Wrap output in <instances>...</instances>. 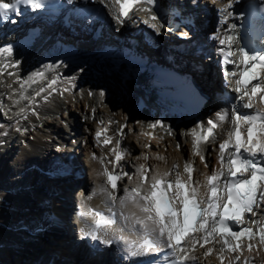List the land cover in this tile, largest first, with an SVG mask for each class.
<instances>
[{"label":"snow or ice","instance_id":"obj_1","mask_svg":"<svg viewBox=\"0 0 264 264\" xmlns=\"http://www.w3.org/2000/svg\"><path fill=\"white\" fill-rule=\"evenodd\" d=\"M99 3L108 6L106 0H99ZM111 3L114 6L118 5L115 11L110 9L113 19L122 24L135 10L134 6L143 3L155 6L158 0H111ZM236 3H239V0H228L225 7L218 10L221 13L220 24L227 23V17L232 15L227 9H231ZM21 6H28L33 10L41 9L45 6V0L7 2L0 0V19L9 20L13 14H19ZM147 10L151 11V8ZM157 19L156 15L151 17L152 21ZM150 26L157 33L160 32V27L156 23ZM235 27V24L229 25L232 30ZM183 35L187 36L188 33ZM211 38L217 40L221 46L227 45V51L221 48L224 76L226 82H232L229 78L234 79L238 106L217 111L215 119L208 120L207 125H197L191 134L194 155L205 161L206 156L203 153L207 149L204 145L215 142L216 129L229 126L225 129L226 138L218 144V161L221 168L206 175L202 182L195 178L196 169L190 161H185L183 166L186 178L180 172L179 164H173L171 169L164 172L156 171L151 176H149L152 172L151 167L140 164L136 169L135 186L123 188V195L118 196L116 194L118 181L126 176L131 180L132 176L123 171L120 161L125 159L127 153L121 147V141L116 140L115 146L111 149L115 159L108 161V164H112L111 170L105 163L106 157L92 154V159L102 165V171L98 172V175L103 176L105 181L94 189L87 199L91 200L97 194L102 195L108 214L92 209L87 213H81L93 217L91 227L88 230L84 228L80 230L82 237L110 245L113 240L108 238V230L113 226H119L120 232L127 230L143 241L142 243L139 240L130 241L121 236L119 239L124 245L122 251L127 256L134 257L145 250L165 248L172 257L171 264H199V257L195 255L198 247L205 249L204 257L212 255L215 250L221 264H224L225 253L243 251L241 243L243 239L249 241L247 245L249 251L254 247L251 243L253 240H257L259 245H264V51L250 52L243 47H238L236 52L231 51L232 45L238 44L234 35L221 38L214 34ZM4 52L11 53L12 47L0 49V54ZM237 54L239 60L235 59ZM228 65H232L231 70L228 69ZM37 78L44 79V73L37 72L31 78V83L38 82ZM25 83H21V90L24 89ZM56 83L55 79L51 80L48 88L55 90L53 86ZM42 91L43 88L37 91L36 95H40ZM89 95L93 93L89 92ZM104 95L101 90L99 96L103 98ZM21 99L27 97L22 95ZM254 100L260 107L254 106ZM241 109L253 111L242 112ZM157 125L163 126L161 121H156L151 126L155 128ZM123 127L126 126L118 130L121 137ZM107 131V128H102L95 132L98 144L108 146L113 142V137L106 135ZM147 158L145 156V159ZM205 167L209 165L205 163ZM117 204L120 209L131 205L139 210L140 215L136 213L125 215L123 211L117 214L113 210ZM245 219L255 227L243 226ZM206 245L212 246L205 247ZM216 245H219V248H215ZM240 259L239 254L234 256L237 264ZM229 264H232L231 260ZM244 264H248V261L245 260Z\"/></svg>","mask_w":264,"mask_h":264},{"label":"bare ground","instance_id":"obj_2","mask_svg":"<svg viewBox=\"0 0 264 264\" xmlns=\"http://www.w3.org/2000/svg\"><path fill=\"white\" fill-rule=\"evenodd\" d=\"M109 3V1H106ZM228 3V0H221V3L216 6V8L213 11V17L214 18H220L221 13L218 11L221 8H224L225 5ZM138 22V17H137V11H133L130 13V16L128 19L125 20L124 23H122V27H124V30H135L140 32V29L137 28ZM113 19L111 18L109 20V24L107 25L106 29H108L110 32H112L113 36H118L122 30L120 27H113ZM121 24V23H120ZM211 25H209L208 30H206V34L204 36V40L206 42H209L210 39V33L211 29L214 28L213 25V20L210 22ZM114 28V30H112ZM150 35L151 36H158L155 34L154 31L150 30ZM159 39V38H155ZM125 54V53H124ZM159 54H163L162 50H159ZM110 59L102 62V68L105 67L108 70L111 71L109 74L106 75L105 70L101 69H94V67L91 68L89 72H86L85 75H77L75 77L69 76V74H74L75 71L72 70L71 72H68L65 76H68L65 81L67 83L63 86L68 89V91H65L63 96H59L57 93L51 94L47 97L45 101L39 100L38 104L35 106L36 113L39 116L42 115H48L50 113L58 112L59 116L60 113H63V111H60L63 107H66L67 111L69 112L70 115H72L71 121H68L70 124V127L74 128L75 130V137H79V134H85L86 135L90 132H94L96 129H99L98 127V122L103 121L106 123L107 127L110 129L109 131H114V129L117 132L116 140L121 141V147H127L128 151L133 150L136 153L135 156L132 155L129 156L128 154L125 156V159L120 161V164L123 165L125 168L131 169V171L134 174V177L136 178V169L140 164H144L148 167H151L152 172L149 173V176H151L153 173L156 171L159 172H164L172 168L173 164H179L180 169L182 166L183 161H190L194 164V167L196 171L194 172V176L196 179L200 180L203 182V174L205 172V167L202 165L200 162L199 156L194 155V149H193V140H192V134L191 131L192 129L196 128L197 122H187V123H193L188 124V125H183L181 127H176L171 124V122H165L168 124V133H159L158 130V136L155 138L154 136L151 137L152 141L155 143L154 144V149L153 151L149 150H144V146L148 141V136L146 137L144 132H146V128H149L150 125H143L141 126L138 122H136L138 119H126L124 120V116L127 115V107L129 101L132 100L136 95L133 92V87L130 86V83L128 84L124 89L127 90V97L124 99L125 104H120L119 101H113L106 99L105 95L103 98L99 96V92L101 91V87L106 85L110 87L109 94L112 92H115L116 89L118 90V87L116 86L119 83L120 78L123 77L124 69L123 66H117L116 69L110 66L111 63H109ZM54 59L52 60V62ZM176 62V61H175ZM73 63V62H72ZM187 65H192L191 69L196 77L197 80L201 81L202 85L206 89L207 92L217 90L220 87V81L221 78L217 73L212 74L210 76H202L201 71H199L198 65L197 64H190L186 62ZM83 63H78L74 64V67H82ZM88 65H92L93 63H88ZM20 63L18 65V68L20 69L21 67ZM65 68H68L66 66ZM119 68V69H118ZM17 69V68H16ZM34 69L32 68H27L24 70L23 75H29L31 70ZM90 69V66H89ZM196 71H195V70ZM136 70H132V72H135ZM104 73V74H103ZM57 74V73H56ZM16 76V73L14 74ZM51 76H56L54 74H51ZM78 77V82H75V78ZM82 77H85L84 79L81 80ZM12 77H4V82L5 81L8 83L10 80V85L8 86L7 89L3 90L0 87V105L1 107L7 106L10 101L11 102V110L7 111L9 112L7 115L8 118L3 117L2 115L0 116V122L1 120L8 122V124L5 126L6 128L9 126L11 123L12 126H25V128L22 127L23 132L21 133L20 131H14L9 128V132L5 131V129H1V134H0V140H4V144H0V150H4L7 143L9 142V139L12 138L13 136L17 137L18 140L24 139V142L28 144L30 147L29 150L27 148L19 149L20 151H16L17 148H14V158H12L10 163H12V166L9 167L7 165V168L5 167V172H4V167L2 168L3 165V160L7 159V151L0 153V221H4L8 219V221L5 224H8V222L14 223L16 221V218L18 217V209L22 208L24 205V199L25 195L27 194L26 191H15L16 188H13L14 186L20 185V182H17L16 184H13L15 182V179L12 178V174H15L16 178L22 180L24 179L25 176L20 175L19 172L20 170L17 168V163H21L24 159H32L30 161H39V158H43L45 155H56L52 150V145L43 140L40 136V132L37 129V124L30 125L32 121L34 120V115L26 112V109L30 107H34L31 103H27V99H21L18 100L19 103H16L14 100V97L19 94L21 88L18 86V80L15 79L11 81ZM91 79H94L91 81ZM37 80L40 81L38 78ZM63 78L58 77L57 78V83L53 86H57L60 83H62ZM69 80H71L73 83L70 85ZM64 81V82H65ZM43 83V82H42ZM39 83H34L33 85H29L26 83L23 91L27 92L26 94L28 95L29 93L35 92L38 87L42 84ZM45 88H48L47 83L43 84ZM80 88H79V87ZM79 88L76 90V88ZM3 90V93H2ZM138 90V89H137ZM120 91V90H119ZM136 91V90H135ZM92 92L93 95L88 96L87 93ZM137 92V91H136ZM44 92H41L40 95H43ZM115 94H118L115 92ZM7 95V97L5 96ZM40 95H35L32 99H38L37 96ZM120 95V94H119ZM109 100V101H107ZM106 101V104L104 105L103 102ZM5 104V105H4ZM76 107L78 111L81 113V115L84 118V124L82 125V130L81 132H78L76 128L78 127V124L80 123L79 120L77 119V116L73 114V108ZM99 108V109H98ZM93 109H95L96 115H94V118H92L93 114ZM23 110V111H21ZM60 111V112H59ZM77 111V112H78ZM131 115L135 114L131 112ZM147 113V112H146ZM22 114H25V119L21 120L20 116ZM50 115V114H49ZM63 115V114H62ZM140 115H144L140 114ZM75 116V117H73ZM203 116V115H202ZM4 118V119H3ZM76 118V122L75 119ZM32 120V121H31ZM82 120V119H81ZM49 121V120H48ZM47 119H44L41 123L48 125ZM111 121V124L109 122ZM201 121V120H200ZM72 122V123H71ZM187 123H182V124H187ZM81 126V123H80ZM123 127V136L121 137L118 135V130ZM54 127V126H53ZM146 127V128H145ZM229 126L225 125L224 129H216V137H215V142L211 144L204 145V147L207 149L205 153H203L206 156V161L209 159H213L215 155H213V151L216 149L217 145L219 142L223 139L226 138V131ZM56 128V129H55ZM54 128V133L59 136L60 135V129L55 127ZM150 128L153 129L151 126ZM78 129V128H77ZM21 130V129H20ZM156 130V129H155ZM76 131L78 133H76ZM150 131V130H149ZM152 131V130H151ZM6 133V136L3 137L2 135ZM180 132V133H179ZM150 133V132H149ZM179 134H181V138H179ZM85 135V136H86ZM153 135V134H152ZM32 138L30 139L29 138ZM88 136V135H87ZM22 137V138H21ZM84 139V136H83ZM158 139V140H157ZM61 140L64 141L65 137H61ZM87 144L83 148V161L85 162V165H88V179L86 178L84 182H86V188L89 189L93 188L96 189L100 184H102L101 177L98 175L99 172V164L97 161H94L92 159V154L96 153L97 155H101L105 152V148L97 145L96 142H93L90 140V138L87 139ZM75 141V140H74ZM129 142V143H128ZM133 142L137 144H141V148L137 149L133 146ZM52 143L55 144V147H61L60 142L59 144L57 143V140L53 139L52 137ZM134 143V144H135ZM174 143H177L179 147H175ZM218 143V144H217ZM13 144V143H12ZM11 146L13 147V145ZM15 144V143H14ZM132 144V145H131ZM152 144V145H153ZM58 145V146H57ZM10 146V147H11ZM73 145H70V147L66 148L62 146L59 151H70L71 147ZM80 145H76L75 153H77L78 147ZM115 146V142L110 144L111 149ZM133 146V147H132ZM11 147V148H12ZM175 147V148H174ZM19 148V147H18ZM187 148L190 149V152H186ZM111 152V150H110ZM151 153L150 158L145 159L146 153L148 154ZM74 157L77 159V156L74 155ZM73 155H71L66 164L73 165L74 164V158ZM134 157V158H133ZM136 157V158H135ZM158 157H164V159H158ZM17 168V169H16ZM12 169V173H8V171ZM4 172V173H3ZM181 172V171H180ZM34 173V172H33ZM183 177L186 178V175L184 172H181ZM5 174V176H4ZM7 176V177H6ZM30 176V174H29ZM134 178V179H135ZM82 180V178H81ZM90 181V182H89ZM13 188V189H11ZM6 189H9L7 191ZM86 192V194L88 193ZM123 193V192H122ZM96 199H91L89 202L94 203ZM85 204V201H77L75 200V204ZM118 205V204H117ZM8 209V213L6 214V208ZM62 207L59 205H54L52 207L51 212L54 216V222L60 225V231L61 233L58 232H51L50 235L47 237L48 241L42 240V239H37L34 241L32 244H28L26 242H21L20 239L17 238L16 234L14 233H9L8 231H5L9 233V237H6V234L4 231L0 229V264H46L47 261L51 260L52 263L49 264H118L117 262H120L123 251L122 248L120 247L121 240L116 237L117 234L120 236H123L126 239H130V236L133 234H130L127 230L124 232L119 231V226H113L111 229L108 230V237L112 236L114 237V244L109 247V250L105 249L101 251V254L91 256L90 258L85 256L84 253H82V250L78 252L77 254H73L71 251L67 250V248H64L62 241L65 240L66 236L68 235V227H64L63 223V218H62ZM118 210L123 211L124 213H127L128 215H132V213H136L137 215H140L139 210L132 207L129 205L125 209H120L118 205ZM7 215V217H6ZM4 216L6 219H4ZM73 223L69 226V229L76 230L77 225L80 224L79 219H75L74 217L72 218ZM5 222V221H4ZM11 225V224H10ZM77 236L79 234H76ZM57 236V237H56ZM56 237L55 243H53V238ZM44 242L45 244H42ZM41 243V244H40ZM47 245H52L50 247L51 249L47 250L46 248ZM48 247V246H47ZM64 249V251H63ZM122 254V255H121ZM257 260L258 264H261L263 262L264 264V245H263V250L257 251ZM254 254V256H256ZM215 255L212 254L208 257L204 258V263H210V264H217L215 263Z\"/></svg>","mask_w":264,"mask_h":264},{"label":"rangeland","instance_id":"obj_3","mask_svg":"<svg viewBox=\"0 0 264 264\" xmlns=\"http://www.w3.org/2000/svg\"><path fill=\"white\" fill-rule=\"evenodd\" d=\"M84 64V63H83ZM111 65V64H110ZM92 67H94V66H90V70H91V68ZM23 67H21L20 69H22ZM103 70H105V72L104 73H106V75L107 74H109V73H107V72H110V74H111V71L110 70H108L107 68L105 69V67L104 68H102ZM119 69V68H118ZM89 70V71H90ZM99 70H101V69H99ZM102 71V70H101ZM103 73V74H104ZM14 74L15 73H13L10 77H12V79H11V81H13V79L16 77V76H14ZM21 77H24V75H23V73H22V75H21ZM63 78V77H62ZM16 79V78H15ZM14 79V80H15ZM38 79V78H37ZM18 80V79H17ZM84 80H86V79H84ZM10 85V80L8 81V83L5 81V85L4 86H2L1 88L3 89V90H5V89H7L8 88V86ZM126 85H128V84H126ZM79 87V86H78ZM77 87V90L80 88H78ZM3 90H2V93H3ZM127 91V90H126ZM120 92V91H119ZM120 94V93H119ZM116 95V94H115ZM90 96V95H89ZM7 97V96H6ZM1 101V100H0ZM104 103V105L106 104V101L105 102H103ZM130 103V102H129ZM129 103H128V105H129ZM120 104H122V103H120ZM123 104H125L124 103V101H123ZM2 105V104H1ZM1 105H0V107H1ZM2 108V107H1ZM5 107H3V112H2V110L0 111V116L2 115L3 117H6V118H8L7 116V114L9 113V112H7V110H5L4 109ZM72 108H73V106H72ZM99 109V108H98ZM10 110H11V108H10ZM60 111H63V113H60V116H59V114H58V112H54V113H49L48 115H42V116H39L38 117V120H37V122H34V124H37V129L39 130V132L41 133L40 134V136L39 137H41L43 140H45L46 142H48L49 144H51L52 145V147L53 148H57V147H55V144H53L52 143V137H53V139H55V140H57V143L59 144V142H64V143H66L65 145H64V143L63 144H61V147L62 146H64V147H66V148H68V147H70V145H74V144H76V145H80L79 147H78V150H82L83 151V148L86 146V144H87V139L88 138H90V140L91 141H93V142H96V140H95V138H94V132H90V133H88L87 135H86V133L85 134H79V137H75V135L76 134H74L75 133V130H74V128H75V126L73 127V128H71L70 127V124L68 123V121H71V118H72V115H70L69 114V112L67 111V109H66V107H63L62 109H60ZM59 111V112H60ZM78 109L76 108V107H74L73 108V114H75L76 116H77V119L79 120V122L81 123V126H80V123L78 124V129L76 128V130L78 131V132H81V130H82V125L84 124V118H83V116L81 115V113L78 111ZM147 112V111H146ZM63 114V115H62ZM143 114V113H142ZM94 115H96V114H92V118H94ZM73 117H75V116H73ZM4 119V118H3ZM44 119H47V121H48V125H45V124H42L41 122L44 120ZM82 119V120H81ZM75 120V122H76V118L74 119ZM139 120V119H138ZM2 122H0V134H1V129H5V131H7V132H9L10 130H9V128H11V130H14V131H22L23 132V130L25 131V129H22V127L23 128H25V126H18V127H15V125L14 126H12L11 125V123L9 124V126L6 128L5 126L8 124V122H5V121H3V120H1ZM4 123V124H3ZM72 123V122H71ZM188 124H192L193 125V123H187V124H181L180 126H176V127H181V126H183V125H188ZM54 126V127H53ZM13 127H14V129H13ZM55 127H57V128H59L60 129V135L59 136H57L53 131H54V128ZM21 129V130H20ZM56 129V128H55ZM108 130H110L109 128H108ZM146 130V129H145ZM150 130V131H149ZM76 131V133H78ZM112 131V130H111ZM109 131L110 132V135L111 136H113L115 133H116V130L114 129V131ZM154 131V130H153ZM153 131H151V129H147L146 130V132H144L145 134V136L148 138V142H150V144L152 143H154L153 141H152V139H151V137H153L154 135H152L154 132ZM155 131H157V130H155ZM21 132V133H22ZM150 132V133H149ZM180 133V132H179ZM72 134H74L73 136H72ZM169 134V133H168ZM86 135V136H85ZM65 137V140L64 141H62L61 140V137ZM83 136H84V139H83ZM14 137V141H13V145L14 146H16L17 147V151H20L19 149H23V148H25V147H27L28 146V144H26L25 142H24V139H20V140H18V138L17 137H15V136H13ZM12 137V138H13ZM22 138V137H21ZM29 138H30V136H29ZM31 138H32V136H31ZM30 138V139H31ZM179 138H181V134H179ZM11 139V138H10ZM9 139V140H10ZM75 140V141H74ZM116 141V140H115ZM15 143V144H14ZM84 143V144H83ZM86 143V144H85ZM129 143V142H128ZM135 142H133V146L135 147V148H141L142 146H141V144H137V143H135ZM83 144V146H81ZM150 145V147H149V143H147V144H145V146L143 147L144 148V150H149V151H153V149H154V144L153 145ZM75 145V146H76ZM132 145V144H131ZM177 143H174V146L175 147H177ZM58 146V145H57ZM68 146V147H67ZM132 146V147H133ZM12 147V146H11ZM19 147V148H18ZM60 147V148H61ZM73 147V146H72ZM174 147V148H175ZM52 148V150L51 151H55L54 149ZM59 148V149H60ZM190 152V149H188L187 148V151L186 152ZM130 152V154H129V156H131L132 157V155L133 156H135L136 155V153L134 152V154H133V150H130L129 151ZM56 154V153H55ZM145 156H147L148 158H150V157H152L151 156V153H149L148 152V154L146 153V155ZM134 158V157H133ZM136 158V157H135ZM10 164V162L8 163V165ZM57 237V236H56ZM56 237L55 238H53V243H55V239H56ZM41 244V243H40ZM42 244H45L44 242H42ZM48 246V247H47ZM50 247H52V245H47L46 244V248H47V250H49V249H51ZM259 250H263V245H260L259 247H258V249L256 250V252L257 251H259ZM63 251H64V249H63ZM248 252H250V251H248ZM257 254V253H256ZM252 256H254V254L252 253ZM257 256H259V255H257ZM71 264V263H70ZM249 264V263H248Z\"/></svg>","mask_w":264,"mask_h":264}]
</instances>
